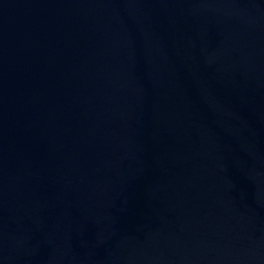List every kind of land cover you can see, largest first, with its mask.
Returning a JSON list of instances; mask_svg holds the SVG:
<instances>
[{"label": "water", "instance_id": "obj_1", "mask_svg": "<svg viewBox=\"0 0 264 264\" xmlns=\"http://www.w3.org/2000/svg\"><path fill=\"white\" fill-rule=\"evenodd\" d=\"M0 264H264V0H0Z\"/></svg>", "mask_w": 264, "mask_h": 264}]
</instances>
